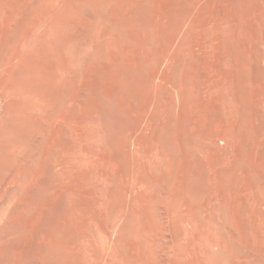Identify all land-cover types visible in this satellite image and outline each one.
<instances>
[{"label":"rangeland","instance_id":"obj_1","mask_svg":"<svg viewBox=\"0 0 264 264\" xmlns=\"http://www.w3.org/2000/svg\"><path fill=\"white\" fill-rule=\"evenodd\" d=\"M53 7L54 9H59L61 11H63L64 9L68 10V11L64 10L63 12L65 13L68 12L67 14L70 13L69 15L71 16L72 15L74 16V14L75 16H79V17H75V16L74 17L76 21L78 20L77 26L79 25L81 26V27L79 26L77 28L78 30L76 29L75 32L68 33L67 38L69 37L68 40H70L71 37V41L75 42L76 50L77 49L79 51L81 50L80 52L76 51V55L78 57L77 63H81L82 65L76 64L75 65L76 69H74L72 73L69 72L70 75L68 74L67 77L65 79H62L61 81L59 79H61V76L63 75L62 74L63 70H65L67 68L66 66H68L67 62L69 58L68 54L66 53L63 54V48L65 44L64 39L66 38L59 35L58 39L55 40L53 39L54 41L52 40L49 41V44L48 42L40 44L36 41V31H34V28H32L34 27V21L42 14L48 12L50 9H53ZM73 9L77 10V12ZM71 10H73L74 13L69 12ZM80 17L81 19L83 17V21L79 19ZM86 20L87 21L89 20L88 21V23L90 22L89 26H87L88 24ZM79 21H81L82 23L80 24ZM101 23L102 25H100ZM90 26H92L93 28L92 31L90 28H88ZM98 26H100L103 29L101 30L100 27L99 29H97ZM85 29H86V33L84 32ZM220 29L223 31H221ZM87 30L90 31L87 32ZM106 30L111 35L108 32H106ZM103 31L104 33H102ZM227 31L228 32L230 31L232 35L229 34ZM76 33H78L77 35L79 37L75 35ZM79 33L82 35H80ZM88 33L89 34L91 33V35H88ZM104 34L106 37L104 36ZM228 35L229 36L231 35L233 39L231 37H228ZM81 36L84 37L82 38L83 40L80 39ZM85 36H87L88 38L86 39ZM98 36H100V38H98ZM107 37L109 38L110 41L108 40ZM92 38H94V41L91 40ZM230 38L231 40H229ZM55 41L57 43H55ZM50 44L54 46L59 45L60 47L57 46L56 49ZM48 45H50L51 47H49ZM90 48L92 49L94 48L93 50L91 49L92 52L90 51ZM86 52L87 53L89 52V54L91 55L89 56L87 54L89 56L88 57L86 55ZM79 53H83V54H79ZM56 54H58V56ZM263 55H264V0H0V95H2L3 98L2 102L4 108L7 110L6 111L4 109V111H6V113L7 112L9 113V115L7 113L8 117L6 119V123L3 126L4 128L1 125L2 128L0 129L1 130L0 131V264H22V263L27 264L28 261H30L28 264H34L35 262L34 260H36V256L38 253L36 250L39 251L40 245L42 244V242H44L43 237L45 236L43 235H45V233L51 232V229L54 231V233L57 232L60 241L64 242L65 245L68 246H70V244L73 245L76 242L80 241L81 238H84L85 229L83 230V228H86L85 227L86 225L88 226V223L91 220L90 216L94 221L96 219H94L93 217L97 218V220L99 219L101 223L100 225L106 228L111 218H113L115 215V213L112 212L113 210L116 209V211L114 212H117L122 208L125 209L128 207L127 210L129 211L128 212L129 215L133 214L134 210L130 209L131 208L129 206L130 202H133L131 200H134L135 197L137 198V196L139 197L141 195H142L141 198L144 199L142 200V202L147 200L149 201L148 204L154 203L153 205L151 204L154 207L149 210L150 211L149 213H146L148 215H151V213L153 212L154 215L152 216L154 217L147 216L145 212L148 211L143 212L146 208L147 210L150 208L147 207V205L146 207L144 206L145 207L144 209L143 208L140 209L142 210L141 212L144 213V215L142 214V216L144 217L147 216L146 219H143L141 213L139 214V218L142 217L143 219L142 223L140 221H138L140 223L135 222L136 219L135 220L132 219L138 217L136 212H134L133 214L134 216H131L130 218L128 215L127 220L130 219L131 220L129 223L127 221L125 222L123 228L124 231H122L123 234H118V233L115 234L119 238L117 247L119 246L118 249H121V251L120 250L118 251L119 252L126 251V253H128V254L124 253L126 254V256L131 255L130 253L132 252L131 249L134 246L133 245L134 242L136 241V239L134 238H132L134 241H132L131 239V233L133 230L132 228L136 227L134 225L139 224L140 227L137 225L139 229L138 231H140L138 235L144 233L143 238L140 235L139 237H141L142 240L148 244L146 246L144 253L148 252L150 255L149 259H146L143 264H177V263L192 264L190 261L194 262L195 264H203V263L204 264H209V263L210 264H253V263L264 264V232H262L264 231L263 230L264 204H262V201L264 200L263 199L264 198L263 197L264 196L263 193L264 165H261V161H262L261 158L262 156L264 157V155H262L264 151V140L261 139V137L264 138L263 137L264 136L263 134L264 132V122H263L264 121V114H263L264 113L263 110L264 56ZM51 56L52 57L54 56V58H52ZM81 60L83 62H81ZM78 66L80 68H78ZM60 69L62 72L60 71ZM59 71L61 72L60 74H58ZM161 74L163 76H161ZM56 76L59 79H57ZM156 77L159 78V83ZM56 79L58 80V84L56 82L57 81ZM66 82H68V84ZM64 84L68 87L64 88L65 87ZM50 86H54V88L53 87L49 88ZM209 87L211 89H209ZM220 87H222L223 89L222 88L221 90L218 89ZM153 88H156V90H153ZM232 88H234L233 91ZM59 91L63 92V94L59 93ZM207 91L209 93L206 94ZM21 93L24 95H20ZM183 93L185 96L183 95ZM203 93H205V95ZM75 94H77L78 97ZM209 94L211 97L209 96ZM224 94L227 95L225 96ZM63 95L66 97H63ZM229 95L231 96L229 97ZM59 96L60 98H58ZM55 97L57 98L55 99ZM69 97L74 98L76 101V102L74 101V105L71 106V109L69 110L71 111L69 117L75 119V121L78 123L77 127L79 126L78 130H80V132L82 130L81 133L79 132L80 134L78 137V149L80 152L79 153L80 159L90 158V160H94L93 157H95V159L97 157V159L99 160L101 158L102 159L100 163L97 159L96 161H91L94 162L91 163L92 165H94V167L91 166V164L81 165L84 166L83 169L80 167L81 168L80 170L83 172H85L84 171L85 169L87 170L90 167L91 168L93 167L92 169H94L95 167L96 168L94 169V171H92V169L90 168L89 170H87L86 173L80 171L78 172L77 191L73 197L68 199L66 198L67 200L66 199L54 200V198L50 196L47 198L48 194H53L56 191L55 186H53V171L51 170L50 164L47 171L45 172L44 175L45 177L41 176L40 178V181L44 183L43 186H39L38 188L36 187L28 188L26 185L31 179L36 177V174L38 173L37 168L41 164L42 162L41 160H43L42 157H44L47 153H49V151H51L47 148V141L49 140L50 137V135L47 134L50 133L48 131L49 130L48 128L50 127L49 124L52 123L50 122L51 119H54L59 113H61L67 107L66 105H67V100L70 99ZM172 97L174 98L172 99ZM26 98L27 99L34 98L33 100H35L36 98L35 101L31 99L33 103L31 102V104H28L29 105L28 109H30L31 106L33 107L32 104L38 101L42 102L41 100H43L44 105H41L42 103L40 102L39 103L42 109L44 110V113L42 110V113L37 114L35 113V111L33 112L32 107L31 110H28L27 106H25L24 108L23 104L24 103L27 104V100H25ZM223 98L224 101L225 100L227 101L226 102L227 104L226 103L224 104ZM250 98L253 100H251ZM59 99L62 101V102L60 101L61 103L58 102ZM204 100L205 101L207 100L206 102H209L211 105L209 106V103H206ZM106 101L109 102V105L106 104ZM48 102L49 103L54 102V104L51 103L54 106H51ZM202 102L204 105L202 104ZM237 102L239 103V105ZM45 103H47L46 108L48 110V113L45 110L46 108L45 107L43 108V106H45ZM117 103H119V105ZM233 104L235 105L236 109L239 108V110L236 111L239 112L237 114L235 113L234 116L235 118L234 125L228 122L229 107H225V106H231ZM105 105H107L106 106L107 109L105 108ZM111 105L114 108L113 110L111 108L112 107ZM19 106L21 109H19ZM149 106L151 109L149 108ZM260 106L262 109H260ZM22 109H25L23 113H21ZM117 109H119L120 112H117ZM27 110L29 112L32 111L31 113L32 114L35 113V115H32L31 113L26 114V112H28ZM149 110L150 111L152 110L151 113ZM114 112H116L117 114ZM46 113L50 114L51 116L47 115L48 116L47 117L45 115L44 117H41ZM225 113H227V115H225ZM239 113H241L242 115L241 114L239 115ZM37 115L40 116L42 120L45 118V120H43V125L47 124V126L46 127L44 126L43 129L44 131H41L43 125H42V121L41 122L39 121L38 123ZM113 115H116V117ZM256 115H258L260 119ZM29 116H31L32 118H30ZM27 117L29 119H27ZM106 117L109 118L111 117L110 121ZM239 117L240 119L238 120L237 118ZM252 117L256 118L257 120L253 119ZM36 118H37V123L35 121ZM113 118L114 120L116 119L117 121L115 120L114 122V120H112ZM203 118L205 121L203 120ZM23 119L25 120V122L23 121ZM30 120L32 123L34 122L37 124L36 125L33 123L34 126L37 128V130L40 129L39 133H37V135L39 134L40 137L33 136V139H31V137L27 136L26 125L32 124ZM240 120H241V124H240ZM111 121L112 123L114 122L113 125L111 124ZM133 121L135 124L133 123ZM92 122L94 123L93 125L91 124ZM219 123L220 124L222 123L221 126ZM222 125L225 126V128ZM229 125L230 126L232 125L234 127V128L231 127L232 129L230 134L233 133L236 140L234 139L233 135H229L228 137L229 132L227 133V131H229L228 130V127H230ZM136 128L138 131H136ZM219 128H221L220 131ZM87 129L90 130L88 131ZM189 129L191 130V132L189 131ZM46 130L48 132L45 133ZM233 130L235 131L233 132ZM4 131L6 132V134L4 133ZM40 131L45 134H42ZM2 132L4 136L6 135L5 137L1 135ZM134 132L136 133V135L137 133H139L138 136H136ZM94 134H95V138H94ZM172 134L173 136L174 135L175 136L171 138L170 136H172ZM222 134H223V139H222ZM97 137H99V139H97ZM142 137L144 138V140L141 139ZM28 138H30V140ZM177 138L178 139L181 138L180 139L181 142H179ZM254 138H256V141H254L255 140ZM172 139L173 141H171ZM249 139L252 140L249 141ZM259 139L262 141L260 142ZM105 140L107 143L105 142ZM161 140H163L165 143L163 144V141ZM20 141H25V144L23 143L21 145V143H19ZM166 141L169 143L167 144ZM175 141L179 142L178 149L177 147L174 146L175 143L173 144V142ZM193 141L196 142L193 143ZM36 142L39 144L37 145ZM132 143L134 145L137 144L136 146L141 148H137ZM233 143L234 145H231ZM39 145L41 147V150ZM81 145H83L82 146L83 148L81 147ZM193 145L195 148L192 147ZM185 146L187 148H185ZM231 146L232 147L234 146L233 148L235 151ZM255 146L256 147L260 146L263 148L262 149L256 148ZM145 147L148 149H146ZM17 148L20 151L19 150L17 151ZM34 148L35 150L33 151ZM129 148L131 149L129 150ZM143 148L144 150L146 149L148 151L141 150ZM162 148L165 150L163 151ZM180 148L182 150V153L181 151L179 153ZM25 149L26 151H24ZM102 149L105 151H103ZM135 149L137 151L139 150L138 151L139 153L141 150L142 154H139L137 151H134ZM194 149H196V151ZM207 149L209 150L207 151ZM257 149H260L259 150L260 153H257L259 152ZM28 150L32 151V153L35 155L31 154L30 151ZM125 150L130 154L131 152H133L132 153L133 157L129 153H126ZM170 150L172 152H170ZM253 150L256 151L253 153ZM11 151L12 154H15L14 157L10 153ZM143 151L144 153L146 152V154H144ZM152 151L155 152V154H157L156 162L159 157L163 159V157L165 158V156L163 155L170 152L167 155L168 157L166 156L168 159L166 161L168 162L163 161L166 158L162 160L164 163L165 162L168 164L170 163V165L168 164L164 165V163H162L160 158L158 162L160 161L161 165L160 162L159 163L157 162L158 166L153 162L150 163L149 162L150 159L148 158ZM24 152H28V153L27 154L25 153L26 155H24ZM185 152L186 154H184ZM85 153H88L87 154L88 156L84 155ZM101 153L102 155H100ZM159 153L163 154L162 155L163 157L160 156ZM177 153H179V155H181L180 157H182L183 159H181ZM227 153L228 154L230 153L232 156L230 154L228 155ZM252 153L255 155V157L252 155ZM28 154L30 157H28ZM123 154L125 156L122 157ZM127 154H129V158L128 159L125 158V159H127V161L129 162H131L132 160L131 164L130 163L127 164L128 166L130 165V167L125 165L126 163H128L126 162V160H124L125 164L121 162L123 161L124 157H127L126 156ZM176 154L177 156H175ZM143 155L145 156L143 157ZM173 156H175L176 159L173 158ZM230 156L232 159L229 158ZM146 157H147V163H144L143 165L142 161L144 159L145 162ZM136 158L138 160L139 158H141V160H139L140 163L138 162V160H136ZM17 159H19L20 161ZM177 159L179 161H177ZM38 160H40L41 162ZM30 161L33 163L31 164ZM109 161L110 163H113V167L109 163ZM169 161L171 162L175 161V165L174 163H171ZM254 161L256 162V164L257 162L260 164L256 165ZM22 162H24L25 165ZM104 162L109 163V165L108 164L104 165L105 164ZM252 162H254V164ZM29 163L31 164L30 166H28ZM34 163L38 165L36 166V164ZM115 163H118V165ZM97 165L99 169L97 168ZM162 165L168 171V173H166L167 171L164 170V168L163 169L161 168ZM21 166L22 168H20ZM25 166L26 168H24ZM168 166H169V170H168ZM105 167H107V169ZM138 167H139V171H143V172L147 171V173L153 171L148 175H145L143 172L141 173L142 181L144 178L146 179V176L149 179L150 176L152 175V178L149 179L150 182L148 180L145 181V179L144 182L146 183L142 182L143 183L142 184L140 182L141 174L139 173V171H137ZM30 168L31 170L33 169L32 172ZM100 168L104 169V171L100 170ZM108 168L110 172L113 174L110 173L111 174L110 175L109 172L106 171L108 170ZM110 168L115 172H112ZM129 168H131V170ZM132 168L134 169L137 168V169L135 171H132ZM177 168L181 169L180 173ZM24 169H26V171ZM150 169L153 170L149 172ZM17 170H19L21 173H19V171L18 173H16ZM21 170H24V172ZM117 170L119 171V173ZM163 170L164 173H161L163 172ZM254 170H256L255 172L257 174L254 172ZM136 171L138 175L134 174L136 173ZM258 171L260 174L258 173ZM260 171H262L263 174ZM22 172L24 174L27 172L28 174L26 173V175H24L22 174ZM90 172L92 173L89 174ZM100 172L101 173L104 172V174L102 173L103 175L101 176ZM225 172L228 173L226 174ZM31 173H33L34 177L32 176ZM106 173H108L109 176H105ZM114 173L116 174V176L114 175ZM120 173H123L124 175L126 174L127 176H129L130 174L129 177L131 178L128 177V181H126L127 179L123 177V174L121 176ZM153 173L155 174V176ZM156 173H158L159 175ZM85 174H89V175L86 176ZM96 175L99 177L105 176V178H102L104 179V181H102V179L99 177H98L99 178L98 181L96 179L97 177L95 178ZM135 175L138 178H135L136 177ZM246 175L248 176L246 177ZM27 176H29V178ZM86 177L87 178L90 177V178L87 179ZM106 177L108 179L109 177H111L112 182H110L111 180L108 181ZM181 177L183 178L181 179ZM255 177L256 180L254 179ZM22 178L24 179L22 180ZM91 178L93 179L91 180ZM249 178L250 179L252 178V180H250ZM12 179L13 182H11ZM95 179L97 182L95 181ZM167 179L170 181V183L169 181L168 182L166 181ZM123 180L127 183L129 182L131 187L128 184H123ZM129 180L131 182L133 181L134 183L133 182L130 183ZM91 181L96 185L98 184V182H100L101 186L98 185L91 186L92 184ZM87 182H89L88 186L86 185ZM106 182H110L113 185L112 184L110 185V183H106ZM172 182L175 184V186H177L178 190H176V187L173 186L174 184H172ZM183 182L185 183V187H183L184 186ZM250 182L251 184H249ZM147 183H149V185ZM244 183H245V187H244ZM80 184L81 187L79 186ZM133 184L134 186H132ZM103 185L105 186L107 185V187L108 186L110 187H108L109 189L105 188L104 190L102 187ZM144 185H146L147 187ZM121 186L123 187V189L121 188ZM167 186L170 187L171 191L169 188H164ZM189 186H191L192 188ZM98 187L99 189H96ZM131 188L135 189L136 192L134 190L132 193ZM100 189L101 190L103 189L102 194L100 192L101 191ZM121 190H125L123 196L128 194L126 195L128 196L127 198L126 196L124 197L126 199L125 201L122 200L124 199L123 197L120 198V196H122L121 193H123V191L120 193V196H118L119 194L118 191ZM235 190H238V192ZM103 191H106L107 193ZM167 191L169 192L167 193ZM128 192H130V194ZM149 192L152 193L150 196L154 194L152 197L154 196L156 197V198L154 197L156 202L157 201L159 202V197L160 199H163V197L165 199V195L168 198L166 199L169 200L170 202L165 200L167 202H165L166 204H164L162 203L163 200H161L159 203L158 202L156 203L154 202L155 200L153 198H150V196H148L150 199L147 198V195L150 194ZM245 193L247 195H244ZM99 194L102 195V198L103 197L105 198L103 199L100 198ZM131 194L132 195L135 194V195L131 197ZM170 194L172 196V199L171 197H168L170 196ZM172 194L175 195L173 196ZM254 194L256 196L255 198H254ZM210 196H212V198ZM222 196H224V198ZM182 199L184 202L180 201ZM247 200L248 203L246 202ZM98 201H101L99 202L100 205H98L99 204ZM242 201L244 202L242 203ZM120 202H122L123 204L121 203L122 204L121 205ZM168 202L169 204L171 202L172 204H174L173 206L171 204V207H169L172 211L171 210L168 211L169 210ZM176 202L179 205L176 204ZM237 202H241V203L238 204ZM161 203L163 205H161ZM194 203L195 205L193 206ZM95 204H96V208L98 207L97 209L94 208ZM124 204L126 205L124 206ZM156 204H159V206ZM183 204L188 209L191 206L194 207V209H192L194 212V216L189 217V215L182 212L181 207L183 206ZM177 205L178 207H176ZM259 205L262 206L260 207ZM206 206L210 208H207ZM216 206L219 207L214 208ZM71 207H74L75 209L72 208L74 210L80 209L79 213H77L78 211H76L75 214L74 213L75 211L72 210ZM105 207L106 210H108L107 213L104 212ZM165 208L167 209L165 210ZM176 208H178V210ZM205 208L207 209L205 210ZM173 210H175V213H173ZM69 211L70 212L74 211V212L69 213ZM68 213L72 214V216L71 215L69 216ZM82 213L85 214V217ZM135 213H136V217H135ZM73 214H75L76 219L77 217L79 219L81 217V219L76 220ZM103 214L105 215L106 219L101 218V216L104 217ZM208 214H210V217ZM186 215L189 219L186 218ZM41 216H43L44 219ZM98 217H100L101 219ZM150 217L152 219H150ZM72 218L76 220V223L74 222V219L72 220ZM148 218L151 221L154 218L152 222L154 223V225L151 224L152 225L151 227L150 225L148 226L151 229L147 228L146 225V223L148 224V222H146ZM82 219H84L85 221H83ZM92 220L90 223H92ZM132 220H134L135 223L132 222ZM139 220H141V218ZM150 220L149 222H151ZM254 220L256 223L254 222ZM69 221H71V223ZM209 222L212 227L209 225ZM36 223L38 224V227ZM46 223H48V225ZM143 223L145 224L143 225ZM161 223H163L164 225ZM77 224H79L80 226L79 225L77 226ZM130 224L133 225L134 227L131 226ZM141 224L143 225L144 232L141 231L142 229ZM185 224L187 225L185 226ZM46 225L47 228H45ZM78 227H80L81 229H79ZM28 228L30 229L32 228L33 231ZM146 228H147V232H145ZM203 229L204 230L206 229V231L204 232ZM212 230L213 232L218 231L219 233H221V236H219L220 235L219 233H216L218 235V238L220 237L219 243L217 242L218 245L216 243L213 245L206 243L204 239L200 238L201 233H206V232L213 233L211 232ZM133 231L135 234L134 237H136L137 235L136 232L138 231L137 229ZM38 233H40V235ZM94 234H96L97 236L98 230H95ZM30 236L35 237V240L32 241L31 239L34 238ZM132 237H133V233H132ZM128 241H130L131 243H129ZM21 244L24 247V249L26 248L25 251L24 249H22L23 247L21 248ZM25 244L27 247L25 246ZM35 245L36 247L37 246L38 247L36 248ZM123 245L127 247L128 251L127 249H125ZM188 245L192 246L193 248ZM123 248L125 251L123 250ZM23 251L25 252V254ZM21 254L22 256L20 257L19 255ZM29 254H31V256ZM16 255H18V257ZM206 255L207 257L210 255H214V261L213 260L209 261L208 260L209 257L207 259ZM128 257L129 256L126 257L127 260L131 264H134L135 259L132 258L133 253L129 258ZM205 257L206 260L204 259ZM24 259H26L25 262ZM14 260L17 263H14Z\"/></svg>","mask_w":264,"mask_h":264},{"label":"bare ground","instance_id":"obj_2","mask_svg":"<svg viewBox=\"0 0 264 264\" xmlns=\"http://www.w3.org/2000/svg\"><path fill=\"white\" fill-rule=\"evenodd\" d=\"M197 2H199V1H197ZM196 2V3H197ZM64 3V2H63ZM195 3V4H196ZM197 7V6H196ZM195 8V7H194ZM199 8V7H198ZM197 8V9H198ZM65 10V9H64ZM63 10V11H64ZM73 10H75V9H73ZM73 10H71V11H69V12H73ZM63 11H61V10H59V9H54V7H53V9H50L48 12H46V13H44V14H42L40 17H38L35 21H34V27H32V28H34V31H36V41L38 42V43H40V44H43V43H45V42H48V44H49V41H54L55 39H58V36L60 35V36H63L64 38H66V39H64L65 40V44H64V48H63V54L64 53H66V54H68L69 55V58H68V66H66V67H64V68H66L65 70H63V72L61 71V69H60V71L62 72V76H61V79H59V78H57V76H59V75H57L56 76V78L57 79H59L60 81L62 80V79H65L66 77H67V75L69 74V72L70 73H72L73 71H74V69H76L75 67V65L76 64H81V63H77L78 62V57H77V55H76V51H79L78 49L76 50V45H75V42H73V41H71V37H70V40H68V38H67V34L68 33H73V32H75L76 31V29L80 26L79 24V26H77V21H76V19H75V17H79V16H75V14H74V16L72 15H69V14H67V13H65V12H63ZM65 11H68V10H65ZM76 12H77V10H75ZM81 12V11H80ZM74 13V12H73ZM79 14V13H78ZM35 18V17H34ZM80 20H82L83 21V17H82V19H81V17L79 18ZM189 20V19H188ZM89 21V20H88ZM88 21L86 20V22H87V26H89L90 24V22L88 23ZM80 22V24L82 23L81 21H79ZM188 22V21H187ZM192 22V21H191ZM181 23V22H180ZM230 23V22H229ZM100 25H102V23L100 24ZM83 26V25H82ZM87 26H86V28H87ZM223 26V25H222ZM81 27V26H80ZM84 27V26H83ZM99 27L100 26H98L97 27V29H99ZM220 27H221V25H220ZM88 28H90L91 29V31H92V26H90V27H88ZM101 28V27H100ZM81 29V28H80ZM79 29V30H80ZM103 28H101V30H102ZM78 30V29H77ZM95 30V29H94ZM101 30H100V32H101ZM221 30V29H220ZM90 31V30H89ZM88 30H87V32H89ZM221 31H223V30H221ZM225 31H226V29H225ZM224 31V32H225ZM233 31V30H232ZM85 33H86V29H85V31H84ZM95 32V31H94ZM96 32H97V30H96ZM99 32V33H100ZM106 32H108L107 30H106ZM228 32V31H227ZM81 33V32H80ZM79 33V34H80ZM83 33V32H82ZM92 33V32H91ZM91 33L89 34L88 33V35H91ZM102 33H104V31L102 32ZM109 33V32H108ZM216 33H217V30H216ZM221 33V32H220ZM229 34H231L230 33V31L228 32ZM227 33V34H228ZM233 33V32H232ZM78 33H76L75 35H77ZM95 34V33H94ZM98 34V33H97ZM110 34V33H109ZM108 34V35H109ZM72 35V34H71ZM80 35H82V34H80ZM85 35V34H84ZM87 35V36H88ZM103 35V34H102ZM111 35V34H110ZM213 35V34H212ZM218 35H219V33H218ZM232 35V34H231ZM231 35L229 36L228 35V37H231ZM87 36H85L86 37V39L88 38ZM104 36H105V34H104ZM103 36V37H104ZM226 36V35H225ZM62 37V38H63ZM77 37H79L78 35H77ZM76 37V38H77ZM102 37V36H101ZM106 37V36H105ZM177 37V36H176ZM218 37V36H217ZM221 37V36H220ZM227 37V36H226ZM62 38H61V40H62ZM82 38H84V37H82L81 36V38L80 39H82ZM95 38V37H94ZM94 38H92L91 40L92 41H94ZM98 38H100V36H98ZM108 38V37H107ZM111 38H112V36H111ZM232 39H233V37H231ZM231 38L229 39V40H231ZM261 38V37H260ZM54 39V40H53ZM86 39H85V41H86ZM106 39V38H105ZM104 39V40H105ZM177 39V38H176ZM222 39H223V37H222ZM221 39V40H222ZM225 39V38H224ZM74 40V39H73ZM83 40V39H82ZM81 40V41H82ZM98 40V39H97ZM107 40V39H106ZM108 40H109V38H108ZM107 40V41H108ZM246 40V39H245ZM57 41V40H56ZM55 41V43H57ZM88 41V40H87ZM103 41V40H102ZM110 41V40H109ZM255 41V40H254ZM98 42V41H97ZM242 42V41H241ZM94 43V42H93ZM87 44V43H86ZM89 44V43H88ZM50 45H52V44H50ZM50 45H48L49 47H51ZM79 45V44H78ZM237 45V44H236ZM241 45V44H240ZM54 48H56L57 49V46H59V45H52ZM88 46V45H87ZM228 46V45H227ZM242 46V45H241ZM60 47V46H59ZM90 47V46H89ZM92 47H93V45H92ZM79 48V47H78ZM240 48V47H239ZM46 49H47V47H46ZM53 49V48H52ZM51 49V50H52ZM61 49V48H60ZM80 49H81V47H80ZM84 49V48H83ZM83 49H82V51H83ZM86 49V48H85ZM88 49V48H87ZM92 48H90V51L92 52V50L94 49H92ZM254 49V48H253ZM45 50V49H44ZM43 50V51H44ZM49 50V49H48ZM54 50V49H53ZM47 51V50H46ZM61 51V50H60ZM65 51V52H64ZM81 51V50H80ZM79 51V52H80ZM85 51V50H84ZM239 51V50H238ZM253 52V51H252ZM38 53V52H37ZM55 53V52H54ZM61 53V52H60ZM53 54V53H52ZM62 54V55H63ZM79 54H83V53H79ZM91 55V54H89V52L87 53L86 52V55ZM260 54H262V53H260ZM42 55H43V53H42ZM57 56H58V54H56ZM61 55V54H60ZM87 55V56H88ZM240 55V54H239ZM44 56H45V54H44ZM82 56H84V55H82ZM88 56V57H89ZM170 56V55H169ZM264 56V55H263ZM52 57V56H51ZM60 57V56H59ZM64 57V56H63ZM238 57V56H237ZM250 57V56H249ZM43 58V57H42ZM52 58H54V56L52 57ZM83 58V57H82ZM252 58V57H251ZM46 59H47V57H46ZM66 59V58H65ZM86 59V58H85ZM173 59V58H172ZM230 59V58H229ZM238 59V58H237ZM63 60H64V58H63ZM67 60V59H66ZM223 60V59H222ZM261 60V59H260ZM86 61V60H85ZM169 61V60H168ZM225 61V60H224ZM64 62H65V60H64ZM81 62H83L82 60H81ZM233 62V61H232ZM66 63V64H67ZM10 64V63H9ZM65 64V63H64ZM229 64V63H228ZM253 64V63H252ZM260 64V63H259ZM82 65V64H81ZM166 67V66H165ZM169 67V66H168ZM167 67V68H168ZM230 67V66H229ZM62 68V67H61ZM78 68H80L79 66H78ZM232 69V68H231ZM250 69V68H249ZM230 70V69H229ZM59 71V73L58 74H60L61 72ZM79 71V70H78ZM160 72H162V71H160ZM240 72V71H239ZM75 73H76V71H75ZM233 73V72H232ZM159 74V73H158ZM70 75V74H69ZM233 75V74H232ZM160 76V75H159ZM161 76H163L162 74H161ZM225 77V76H224ZM69 78V77H68ZM73 78H74V76H73ZM77 78V77H76ZM157 78V77H156ZM264 78V77H263ZM56 79V80H57ZM158 79V83H159V78H157ZM74 80H75V78H74ZM251 80V79H250ZM55 81V80H54ZM68 81V80H67ZM237 81V80H236ZM57 82V84H58V80L56 81ZM63 82V81H62ZM248 82V81H247ZM54 83V82H53ZM67 84H68V82H66ZM63 84V83H62ZM231 84V83H230ZM250 84V83H249ZM56 85V84H55ZM65 85V84H64ZM236 85V84H235ZM59 86H60V83H59ZM231 86V85H230ZM51 87H53L54 88V86H50L49 88H51ZM66 87H68V86H66L65 85V87L64 88H66ZM150 87V86H149ZM155 87V86H154ZM202 87H204V86H202ZM214 87V86H213ZM257 87V86H256ZM78 88V87H77ZM221 88L222 87H220V88H218V89H220L221 90ZM17 89V88H16ZM174 89V88H173ZM202 89H205V88H202ZM209 89H211L210 87H209ZM223 89V88H222ZM233 89L234 88H232V91H233ZM237 89V88H236ZM256 89V88H255ZM260 89V88H259ZM62 90V89H61ZM76 90V89H75ZM153 90H156V88H153ZM161 90V89H160ZM175 90V89H174ZM208 90V89H207ZM213 90V89H212ZM242 90V89H241ZM12 91V90H11ZM16 91V90H15ZM54 91H55V89H54ZM81 91V90H80ZM179 91V90H178ZM177 91V92H178ZM182 91V90H181ZM230 91V90H229ZM228 91V92H229ZM262 91V90H261ZM10 92V91H9ZM63 92H64V90H63ZM63 92H61V91H59V93H62L63 94ZM82 92V91H81ZM151 92V91H150ZM205 92V91H204ZM209 92H210V90H209ZM208 91L206 92V94L207 93H209ZM235 92V91H234ZM248 92H249V90H248ZM14 93V92H13ZM73 93V92H72ZM75 93V92H74ZM78 93V92H77ZM153 93V92H152ZM213 93V92H212ZM215 93V92H214ZM223 93H225V92H223ZM243 93V92H242ZM18 94V93H17ZM16 94V95H17ZM56 94V93H55ZM65 94V93H64ZM70 94V93H69ZM68 94V95H69ZM173 94V93H172ZM204 95H205V93H203ZM202 94V95H203ZM234 94H236V93H234ZM256 94H258V93H256ZM255 94V95H256ZM20 95H24V94H20ZM57 95H59V94H57ZM76 96H77V94H75ZM82 95V94H81ZM158 95V94H157ZM182 95V94H181ZM183 95H184V93H183ZM182 95V96H183ZM201 95V96H202ZM221 95V94H220ZM225 95V94H224ZM223 95V96H224ZM227 95V94H226ZM225 95V96H226ZM250 95V94H249ZM18 96V95H17ZM73 96V95H72ZM154 96H156V95H154ZM185 96V95H184ZM209 96H210V94H209ZM231 95H229V97H230ZM26 97V96H25ZM62 97V96H61ZM63 97H66V96H64L63 95ZM78 97V96H77ZM82 97V96H81ZM204 97H206V96H204ZM211 97V96H210ZM217 97V96H216ZM255 97V96H254ZM36 98H37V95H36ZM36 98H35V100H36ZM57 97H55V99H56ZM58 98H60V96L58 97ZM70 98V97H69ZM174 97H172V99H173ZM208 98V97H207ZM221 98H222V96H221ZM32 99V98H31ZM31 99H25V100H27V104H23L24 105V108H25V106H27V109H28V104H31ZM34 99V98H33ZM32 99V100H33ZM42 99V98H41ZM40 99V100H41ZM77 99V98H76ZM122 99V98H121ZM152 99V98H151ZM167 99V98H166ZM178 99V98H177ZM211 99V98H210ZM226 99V98H225ZM236 99H237V97H236ZM251 99V98H250ZM24 100V101H25ZM29 100V101H28ZM35 100H33V101H35ZM63 100H65V99H63ZM84 100V99H83ZM156 100V99H155ZM158 100V99H157ZM200 100H201V98H200ZM212 100H213V98H212ZM211 100V101H212ZM220 100H222V99H220ZM251 100H253V99H251ZM3 98H2V95H0V129L4 126V124L6 123V119H7V117H8V115H9V113H8V115H7V113H6V109L4 108V105H3ZM42 102H40V101H38V102H36V103H34V104H32L33 105V107H32V109H33V112L35 111V113H37V114H39V113H42V107H41V105H44L43 104V100H41ZM61 100L59 99V101L58 102H60ZM74 101H75V99L74 98H70L69 100H67V107L61 112V113H59L54 119H51V121L50 122H52L51 124H49V132L50 133H47L48 135H50V137H49V140L47 141V148L49 149V150H51V151H49V153H47L44 157H42L43 158V160H38V161H40L41 162V164L38 166V173L36 174V177H34L33 176V173H31L32 174V176L34 177H32L33 179H31L30 181H29V179H28V183H27V187L28 188H38L39 186H43V184L44 183H42L41 181H40V178H41V176H44L45 175V172L47 171V169H48V167H49V164L51 165V170L53 171V186H55V188H56V191L53 193V194H48V196H47V198L50 196V197H53L54 198V200H56V199H63V200H65L66 198L68 199V198H71V197H73L74 195H75V193H76V191H77V185H78V172L80 171V172H83V171H81L80 169L82 168L83 169V167L84 166H81V165H90L91 163H94V162H91V161H96V159H97V157H96V159H95V157H93V159L94 160H90V158L88 159V158H83V159H80V152H79V149H78V137H79V134L82 132V130H81V132H80V130H78L79 128V126L77 127V125H78V123L75 121V119H73V118H71V117H69V114H70V112L71 111H69L70 109H71V106H73L74 105ZM147 101H149V100H147ZM146 101V102H147ZM205 101V100H204ZM207 101V100H206ZM205 101V102H206ZM264 101V100H263ZM22 102V101H21ZM42 103L41 105H40V103ZM62 102V101H61ZM60 102V103H61ZM76 102V101H75ZM153 102V101H152ZM157 102V101H156ZM155 102V103H156ZM201 102V101H200ZM213 102V101H212ZM220 102V101H219ZM223 102H224V104L227 102L226 100L224 101V98H223ZM232 102H234V101H232ZM33 103V102H32ZM49 103V102H48ZM51 103H53L54 104V102H50L49 104L51 105V106H54V105H52ZM78 103H79V101H78ZM104 103H105V101H104ZM104 103H102V104H104ZM168 103V102H167ZM206 103H209V102H206ZM231 103V102H230ZM238 103V102H237ZM263 103V102H262ZM46 104L47 103H45V106H43V108L45 107L46 108ZM59 104V103H58ZM62 104H64V103H62ZM106 104L107 105H109V102H107L106 101ZM118 105H119V103H117ZM199 104V103H198ZM202 104H203V102H202ZM227 104V103H226ZM236 104V103H235ZM76 105V104H75ZM107 105H105V108L107 109ZM122 105V104H121ZM150 105V104H149ZM162 105V104H161ZM165 105V104H164ZM200 105V104H199ZM204 105V104H203ZM208 105V104H207ZM211 104L209 103V106H210ZM238 105H239V103H238ZM263 105V104H262ZM61 106V105H60ZM104 106V105H103ZM112 106V105H111ZM151 106H153V105H151ZM31 107H30V109H28V110H31ZM124 107V106H123ZM156 107V106H155ZM169 107V106H168ZM205 107V106H204ZM221 107V106H220ZM225 107H229L228 109V111H229V113H228V115H229V118H228V122L230 123V124H233L234 125V123H235V118H234V116H235V113L237 114L238 112H236L237 110H239V108L238 109H236V107H235V105L233 104V105H231V106H225ZM238 107V106H237ZM263 107V106H262ZM102 108V107H101ZM104 108V107H103ZM110 108V107H109ZM112 108V110L114 109L113 108V106L111 107ZM120 108H121V106H120ZM145 108H146V106H145ZM149 108H150V106H149ZM157 108V107H156ZM184 108V107H183ZM197 108V107H196ZM217 108V107H216ZM4 109L6 110V111H4ZM19 109H21L20 108V106H19ZM50 109H51V107H50ZM54 109H56V108H54ZM99 109H100V107H99ZM125 109V108H124ZM151 109V108H150ZM153 109V108H152ZM174 109V108H173ZM212 109V108H211ZM260 109H262L261 108V106H260ZM25 109H22V112L21 113H23V111H24ZM27 110V111H28ZM46 110V112L48 113V110H47V108L45 109ZM102 110V109H101ZM177 110V109H176ZM220 110V109H219ZM224 110V109H223ZM263 110H264V107H263ZM52 111H53V109H52ZM122 111V110H121ZM147 111H148V109H147ZM150 111V110H149ZM152 111V110H151ZM151 111H150V113H151ZM163 111V110H162ZM189 111V110H188ZM198 111V110H197ZM196 111V112H197ZM205 111V110H204ZM210 111V110H209ZM225 111H227V110H225ZM32 112V111H31ZM31 112H26V114H29V113H31ZM102 112V111H101ZM117 112H120V110L119 109H117ZM142 112H143V110H142ZM178 112V111H177ZM194 112V111H193ZM35 113L34 114H32V115H35ZM43 113H44V110H43ZM42 114L43 116H41V117H44L45 115L47 116H49L50 114ZM57 113V112H56ZM74 113V112H73ZM72 113V114H73ZM108 113V112H107ZM113 113V112H112ZM114 113H116V112H114ZM121 113H123V112H121ZM120 113V114H121ZM127 113V112H126ZM147 113V112H146ZM153 113V112H152ZM200 113V112H199ZM223 113V112H222ZM30 114V115H31ZM117 114V113H116ZM154 114V113H153ZM169 114V113H168ZM172 114V113H171ZM177 114V113H176ZM198 114V113H197ZM207 114V113H206ZM205 114V115H206ZM241 113H239V115H240ZM254 114V113H253ZM261 114V113H260ZM264 114V113H263ZM124 115V114H123ZM142 115V114H141ZM155 115V114H154ZM178 115H181V114H178ZM189 115V114H188ZM208 115V114H207ZM223 115V114H222ZM225 115H227V113H225ZM242 115V114H241ZM251 115V114H250ZM259 115V114H258ZM258 115H256V116H258ZM26 116V115H25ZM38 116V115H37ZM47 116V117H48ZM51 116V115H50ZM76 116V115H75ZM105 116V115H104ZM108 116V115H107ZM109 116H111V115H109ZM113 116H115L116 117V115H113ZM168 116V115H167ZM175 116V115H174ZM197 116V115H196ZM203 116H204V114H203ZM260 116V115H259ZM258 116V117H259ZM30 118H32L31 116H29ZM78 117V116H77ZM137 117V116H136ZM135 117V118H136ZM142 117V116H141ZM151 117V116H150ZM164 117V116H163ZM242 117V116H241ZM244 117V116H243ZM251 117V116H250ZM257 117V118H258ZM74 118H76V117H74ZM106 118H108L109 119V121H110V119H111V117L109 118V117H106ZM147 118H148V116H147ZM147 118H145V119H147ZM198 118V117H197ZM204 118H205V116H204ZM204 118H203V120H204ZM245 118V117H244ZM253 118V117H252ZM25 119H26V117H25ZM27 119H29L28 117H27ZM41 118H40V116H38V123H39V121L41 122L42 121V125H43V120H45V118L42 120H40ZM84 119V118H83ZM152 119V118H151ZM196 119V118H195ZM194 119V120H195ZM207 119V118H206ZM238 120L240 119V117L239 118H237ZM243 119V118H242ZM253 119H256V118H253ZM259 119H260V117H259ZM49 120V119H48ZM77 120V119H76ZM79 120V119H78ZM89 120V119H88ZM112 120H114V118L112 119ZM116 120V119H115ZM115 120H114V122H115ZM139 120V119H138ZM141 120H143V119H141ZM220 120V119H219ZM222 120H224V119H222ZM246 120V119H245ZM244 120V121H245ZM250 120V119H249ZM257 120V119H256ZM23 121L25 122V120L23 119ZM36 123H37V118H36ZM85 121V120H84ZM108 121V120H107ZM117 121V120H116ZM135 121V120H134ZM134 121H133V123H134ZM155 121V120H154ZM199 121V120H198ZM205 121V120H204ZM203 121V122H204ZM233 121V122H232ZM29 122V121H28ZM30 122H31V120H30ZM87 122V121H86ZM90 122H91V120H90ZM113 122V123H114ZM142 122V121H141ZM145 122H146V120H145ZM145 122H144V124H145ZM158 122H160V121H158ZM162 122H163V120H162ZM166 122V121H165ZM190 122V121H189ZM261 122H262V119H261ZM264 122V121H263ZM32 123V122H31ZM34 123V122H33ZM27 124L26 125V134H27V136L28 137H31V139H33V136L35 137V136H39V134L37 135V133H39V130H37V128L34 126V124H36V123H34V124ZM113 123H112V121H111V124L113 125ZM132 123V124H133ZM140 123V122H139ZM176 123V122H175ZM187 123V122H186ZM209 123V122H208ZM214 123V122H213ZM226 123V122H225ZM44 124H45V122H44ZM92 125L94 124L93 122L91 123ZM135 124V123H134ZM133 124V125H134ZM142 124V123H141ZM149 124V123H148ZM147 124V125H148ZM178 124V123H177ZM212 124V123H211ZM220 124V123H219ZM222 124V123H221ZM221 124H220V126H221ZM238 124H239V121H238ZM240 124H241V120H240ZM243 124V123H242ZM254 124V123H253ZM263 124V123H262ZM1 125H2V127H1ZM37 125V124H36ZM157 125V124H156ZM193 125V124H192ZM195 125V124H194ZM207 125V124H206ZM224 125V124H223ZM222 125V126H223ZM236 125H237V123H236ZM44 126L46 127L47 126V124L46 125H43V127H42V129H41V131H44L43 129H44ZM150 126V125H149ZM176 126V125H175ZM179 126V125H178ZM210 126V125H209ZM230 126V125H229ZM41 127V126H40ZM85 127H86V125H85ZM84 127V128H85ZM91 127H93V126H91ZM145 127V126H144ZM148 127V126H147ZM193 127V126H192ZM191 127V128H192ZM216 127H218V126H216ZM224 128H225V126H223ZM228 127V126H227ZM234 128L232 125L230 126V127H228V130L229 131H227V133H228V137H229V135H233V133H231L230 134V132H231V129L232 128ZM4 128V127H3ZM90 128V127H89ZM134 128H135V126H134ZM142 128V127H141ZM165 128V127H164ZM163 128V129H164ZM172 128V127H171ZM175 128V127H174ZM179 128V127H178ZM235 128H237V127H235ZM262 128H263V126H262ZM46 129V128H45ZM93 129V128H92ZM91 129V130H92ZM132 129H133V126H132ZM143 129V128H142ZM149 129V128H148ZM150 129H151V127H150ZM177 129V128H176ZM197 129V128H196ZM220 129L221 128H219V131H220ZM227 129V128H226ZM225 129V130H226ZM2 130H4V129H2ZM45 131V133L46 132H48V131ZM88 131L90 130V129H87ZM206 130H208V129H206ZM212 130V129H211ZM223 130V129H222ZM238 130V129H237ZM1 131V130H0ZM40 131V132H41ZM100 131V130H99ZM136 131H138L137 130V128H136ZM161 131V130H160ZM167 131H169V130H167ZM171 131V130H170ZM173 131V130H172ZM189 131L191 132V130L189 129ZM215 131V130H214ZM235 130H233V132H234ZM80 132V133H79ZM153 132H154V130H153ZM164 132V131H163ZM187 132V131H186ZM203 132V131H202ZM237 132V131H236ZM259 132V131H258ZM4 133L6 134V132L4 131ZM42 133V132H41ZM45 133H42V134H45ZM96 133H97V131H96ZM129 133H131V132H129ZM135 133V132H134ZM145 133V132H144ZM157 133V132H156ZM159 133V132H158ZM254 133H255V131H254ZM262 133V132H261ZM47 134H46V136H47ZM99 134H102V133H99ZM105 134V133H104ZM133 134V133H132ZM138 134L139 133H137V135H136V133H135V135L136 136H138ZM171 134V133H170ZM202 134V133H201ZM200 134V135H201ZM213 134V133H212ZM224 134H225V131H224ZM258 134V133H257ZM263 134H264V132H263ZM1 135H3L4 136V134H3V132L1 133ZM97 135V134H96ZM129 135H131V134H129ZM140 135H142V134H140ZM148 135V134H147ZM164 135V134H163ZM260 135V134H259ZM6 136V135H5ZM4 136V137H5ZM81 136V135H80ZM98 136V135H97ZM99 136H102V135H99ZM175 136V135H174ZM173 136V134H172V136H170L171 138L172 137H174ZM188 136V135H187ZM195 136V135H194ZM194 136H193V138H194ZM225 136V135H224ZM235 136H236V134H235ZM254 136V135H253ZM258 136V135H257ZM3 137V138H4ZM40 137V136H39ZM126 137V136H125ZM124 137V138H125ZM155 137V136H154ZM185 137V136H184ZM191 137V136H190ZM196 137H197V135H196ZM218 137H219V134H218ZM233 137H234V135H233ZM264 137V136H263ZM45 138H48V137H45ZM45 138H44V140H45ZM94 138H95V134H94ZM102 138V137H101ZM137 138V137H136ZM147 138V137H146ZM165 138V137H164ZM189 138V137H188ZM216 138V137H215ZM226 138V137H225ZM232 138V137H231ZM258 138V137H257ZM25 139H27V138H25ZM29 140H30V138H28ZM39 139V138H38ZM83 139V138H82ZM93 139V138H92ZM97 139H99V137H97ZM127 139H129V138H127ZM141 139H143L144 140V138L142 137ZM178 139V138H177ZM180 139L181 138H179L178 139V141L179 142H181L180 141ZM222 139H223V134H222ZM233 139V138H232ZM231 139V140H232ZM234 139H235V137H234ZM255 140L254 141H256V138H254ZM261 139L262 140H264V138H262L261 137ZM29 140H27V141H29ZM34 140H35V138H34ZM81 140V139H80ZM101 140V139H100ZM104 140V139H103ZM149 140V139H148ZM199 140H200V138H199ZM230 140V141H231ZM236 140V139H235ZM250 140H252V139H249V141ZM258 140V139H257ZM262 140H260L259 139V141L261 142ZM26 141V142H27ZM161 141H163V140H161ZM171 141H173V139L171 140ZM185 141V140H184ZM198 141V140H197ZM223 141V140H222ZM225 141V140H224ZM228 141V140H227ZM33 142V141H32ZM39 142V141H38ZM102 142V141H101ZM105 142H106V140H105ZM129 142V141H128ZM131 142H132V140H131ZM130 142V143H131ZM167 142V141H166ZM179 142H173V144H174V146L175 147H177V149H178V144H179ZM196 142V141H195ZM194 141H193V143H195ZM19 143H21V145L24 143L25 144V141H20ZM35 143V142H34ZM37 143V142H36ZM43 143V142H42ZM82 143H83V141H82ZM107 143V142H106ZM118 143V142H117ZM130 143H128V144H130ZM135 143V142H134ZM144 143V142H143ZM160 143V142H159ZM162 143V142H161ZM165 142L163 141V144H164ZM169 142H167V144H168ZM188 143V142H187ZM230 143V142H229ZM251 143H253V142H251ZM15 144V143H14ZM39 143H37V145H38ZM45 144V143H44ZM119 144H120V142H119ZM133 144V143H132ZM226 144V143H225ZM34 145V144H33ZM32 145V146H33ZM36 145V144H35ZM36 145V146H37ZM107 145V144H106ZM134 145V144H133ZM132 145V146H133ZM137 145V144H136ZM136 145H134V146H136ZM154 145V144H153ZM158 145V144H157ZM195 145V144H194ZM194 145L192 146V147H194ZM196 145H198V144H196ZM203 145V144H202ZM206 145V144H205ZM231 145H234V143L233 144H231ZM236 145V144H235ZM255 145V144H254ZM263 145V144H262ZM261 145V146H262ZM18 146H19V144H18ZM24 146V145H23ZM83 145H81V147H82ZM99 146H101V145H99ZM142 146V145H141ZM144 146V145H143ZM181 146H182V144H181ZM186 146H187V144H186ZM185 146V148H187ZM190 146V145H189ZM230 146V145H229ZM237 146V145H236ZM11 147V146H10ZM35 147V146H34ZM39 147H40V145H39ZM39 147H37V148H39ZM131 147V146H130ZM137 147V146H136ZM146 147H147V145H146ZM145 147V148H146ZM149 147V146H148ZM151 147V146H150ZM159 147V146H158ZM201 147V146H200ZM232 147V146H231ZM234 147V146H233ZM232 147V148H233ZM238 147V146H237ZM256 147V146H255ZM19 148V147H18ZM17 148V151L19 150ZM21 148H22V146H21ZM24 148V147H23ZM36 148V147H35ZM35 148L33 149V151L35 150ZM83 148V147H82ZM124 148V147H123ZM126 148H127V146H126ZM137 148H141V147H137ZM160 148V147H159ZM158 148V149H159ZM163 148H166V147H163ZM162 148V149H163ZM184 148V149H185ZM195 148V147H194ZM253 148V147H252ZM256 148H263V147H256ZM13 149V148H12ZM32 149V148H31ZM100 149V148H99ZM120 149H121V147H120ZM131 148H129V150H130ZM132 149H133V147H132ZM146 149H148V148H146ZM144 150V148L143 149H141V150H144V151H148V150ZM158 149H156V150H158ZM176 149V150H177ZM188 149H189V147H188ZM235 149H236V147H235ZM40 150H41V147H40ZM39 150V151H40ZM43 150H44V148H43ZM103 150V149H102ZM141 150H140V153L135 149L134 151H137L139 154H142L141 153ZM165 149H163V151H164ZM174 150V149H173ZM175 150V151H176ZM186 150V149H185ZM195 151H196V149H194ZM203 150V149H202ZM209 149H207V151H208ZM233 150H234V148H233ZM258 151L260 150V149H257ZM16 151V150H15ZM20 151V150H19ZM24 151H26V149L24 150ZM28 151H30V150H28ZM89 151V150H88ZM103 151H105V150H103ZM126 151V150H125ZM144 151H143V153H144ZM167 151V150H166ZM180 151H181V153H182V150H181V148H180V150H179V153H180ZM189 151V150H188ZM235 151V150H234ZM256 151V150H255ZM254 150H253V153L255 152ZM36 152V151H35ZM38 152V151H37ZM41 152V151H40ZM102 152V151H101ZM124 152V151H123ZM170 152H172L171 150H170ZM170 152H168V153H170ZM187 152V151H186ZM186 152L184 153V154H186ZM191 152H192V150H191ZM211 152V151H210ZM232 152V151H231ZM251 152V151H250ZM11 154H12V151L10 152ZM19 153V152H18ZM28 153V152H24V155H26V154ZM30 153L31 154H33L32 153V151H30ZM43 153V152H42ZM126 153H129V152H127L126 151ZM125 153V154H126ZM132 153L133 152H131V156L133 157V155H132ZM162 153V152H161ZM168 153H166L165 155H163V154H160V156H165V158L163 157V159H165V160H163V159H161L159 156V158L161 159V161L163 160V161H166V160H168L167 159V155H168ZM174 153H176V152H174ZM179 153H177L178 154V156L180 157L181 155H179ZM188 153V152H187ZM190 153V152H189ZM199 153V152H198ZM234 153V152H233ZM252 153V155L255 157V155ZM257 153H260V151L259 152H257ZM22 154H23V151H22ZM39 154V153H38ZM88 153H85L84 155H86V156H88L87 155ZM98 154H99V152H98ZM129 154H127L126 156L127 157H124V159H123V161H121V162H123V164H125L124 163V160H126V162H128V163H126L125 165H127V164H131L132 163V160H131V162H129V161H127V159L129 158ZM134 154H135V152H134ZM137 154V153H136ZM138 154V155H139ZM144 154H146V152L144 153ZM149 154V153H148ZM147 154V155H148ZM172 154V153H171ZM177 154L175 155V156H177ZM216 154V153H215ZM228 154V153H227ZM230 154V153H229ZM228 154V155H229ZM13 155V157L15 156V154H12ZM33 155H35V154H33ZM83 155V156H84ZM96 155V154H95ZM100 155H102V153L100 154ZM100 155H98V156H100ZM170 155V154H169ZM183 155V154H182ZM212 155V154H211ZM231 155V154H230ZM238 155V154H237ZM262 155H264V151H263V153H262ZM104 156V155H103ZM123 156H125L124 154L122 155V157ZM135 156V155H134ZM137 156V155H136ZM145 155H143V157H144ZM167 156V157H166ZM175 156H173V158H175ZM202 156V155H201ZM225 156V155H224ZM232 156V155H231ZM231 156L229 157V158H231ZM252 156V157H253ZM22 157V156H21ZM24 157V156H23ZM26 157V156H25ZM28 157H30L29 156V154H28ZM35 157V156H34ZM85 157V156H84ZM139 157H141V156H139ZM184 157H186V156H184ZM258 157H259V154H258ZM261 157V156H260ZM20 158V157H19ZM100 158V157H99ZM125 158H127V159H125ZM138 158V157H137ZM136 158V160H138ZM156 158H157V154H155V152H151L150 153V156H149V158L148 159H150V163L151 162H153L154 164H156L157 166H158V164H157V162H158V160H160L159 158L157 159V162H156ZM181 159H183L182 157H180ZM190 158V157H189ZM194 158V157H193ZM228 158V159H229ZM35 159V158H34ZM38 159H40V158H38ZM102 159V158H101ZM101 159L99 160V159H97L98 161H99V163L101 162ZM105 159V158H104ZM170 159H172V158H170ZM176 159V158H175ZM174 159V160H175ZM180 159V160H181ZM192 159V158H191ZM224 159V158H223ZM232 159V158H231ZM255 159V158H254ZM262 161H261V165H264V157L262 156ZM17 160H19V159H17ZM26 160V159H25ZM29 160V159H28ZM106 160V159H105ZM139 160H141V158H139ZM138 160V162L140 163V161ZM194 160V159H193ZM16 161V160H15ZM20 161V160H19ZM31 161H34V160H31ZM30 161V162H31ZM97 161V162H98ZM134 161V160H133ZM162 161V163H164ZM177 161H179L178 159H177ZM176 161V162H177ZM222 161V160H221ZM253 161V160H252ZM257 161H258V159H257ZM107 162V161H106ZM160 162V161H159ZM158 162V163H159ZM166 162H168V161H166ZM164 163V165H166V164H168V163ZM169 162H171V161H169ZM223 162V161H222ZM232 162V161H231ZM249 162V161H248ZM255 162V161H254ZM254 162H252L253 164H254ZM23 164H24V162H22ZM33 162H31V164H32ZM105 163V162H104ZM109 163H110V161H109ZM109 163H105L104 165H106V164H108L109 165ZM142 163H143V165H144V163H147V157H146V161L144 162V159H143V161H142ZM149 163V164H150ZM171 163H174V165H175V161H173V162H171ZM182 163V162H181ZM225 163V162H224ZM229 163V162H228ZM235 163V162H234ZM20 164V163H19ZM30 163H29V165L28 166H30L31 165ZM34 164H36V163H34ZM33 164V165H34ZM96 164H98V163H96ZM102 164H103V162H102ZM111 165H112V167H113V163H110ZM115 164H117L118 165V163H115ZM195 164V163H194ZM200 164V163H199ZM245 164V163H244ZM253 164H251V165H253ZM255 164H256V162H255ZM257 164H260V163H258L257 162ZM256 164V165H257ZM25 165V164H24ZM32 165V166H33ZM38 164H36V166H37ZM98 165H100V164H98ZM98 165H97V168H98ZM116 165V166H117ZM132 165H134V164H132ZM142 165V166H143ZM160 165H161V162H160ZM168 165H170V163L168 164ZM172 165V164H171ZM211 165V164H210ZM222 165V164H221ZM225 165V164H224ZM229 165V164H228ZM232 165V164H231ZM251 165H249V166H251ZM15 166V165H14ZM35 166V165H34ZM91 166H93L94 167V165H92L91 164ZM121 166V165H120ZM124 166V165H123ZM128 166V165H127ZM230 166V165H229ZM235 166V165H234ZM81 167V168H80ZM92 167V168H93ZM101 167H102V165H101ZM108 167V166H107ZM107 167H105L106 169H107ZM110 167V166H109ZM128 167H130V165L128 166ZM133 167V166H132ZM135 167H137V166H135ZM140 167V166H139ZM139 167H138V170L137 171H139ZM145 167V166H144ZM160 167V166H159ZM166 167V166H165ZM174 167H176V166H174ZM180 167V166H179ZM223 167V166H222ZM221 167V168H222ZM255 167V166H254ZM253 167V168H254ZM17 168V167H16ZM20 168H22V166L20 167ZM24 168H26V166L24 167ZM28 168V167H27ZM33 168V167H32ZM91 168V167H90ZM89 168V169H90ZM91 168V169H92ZM96 168V167H95ZM94 168V169H95ZM116 168V167H115ZM125 168V167H124ZM162 169L164 168V166L162 165V167H161ZM224 168H225V166H224ZM252 168V167H251ZM260 168V167H259ZM15 169V168H14ZM18 169V168H17ZM29 169V168H28ZM36 169V168H35ZM89 169H87V170H89ZM94 169H92V171H94ZM99 169V168H98ZM111 169V168H110ZM118 169V168H117ZM126 169V168H125ZM128 169V168H127ZM130 170H131V168H129ZM134 168H132V171H135L136 169H134ZM143 169V168H142ZM160 169V168H159ZM178 169V168H177ZM182 169H183V167H182ZM229 169V168H228ZM263 169H264V167H263ZM16 170V169H15ZM20 170V169H19ZM19 170H17V172L16 173H18V171ZM25 171H26V169H24ZM24 170H21V171H23L24 172ZM30 170H31V168H30ZM33 170V169H32ZM32 170H31V172H32ZM87 170L85 169L84 171L85 172H83V173H86L87 172ZM100 170H103L104 171V169H102V168H100ZM108 170H109V168H108ZM108 170H106L107 172H109V174L111 173L110 172V170L108 171ZM112 170V169H111ZM115 170V169H114ZM119 170V169H118ZM117 170V171H118ZM129 170V171H130ZM153 170V169H152ZM151 169L149 170V172L150 171H152ZM154 170H155V168H154ZM164 170H166L165 168H164ZM164 170H163V172H161V173H164ZM168 170H169V166H168ZM174 170V169H173ZM179 170V173H180V170L181 169H178ZM178 170H176V171H178ZM185 170V169H184ZM244 170V169H243ZM258 170V169H257ZM260 170V169H259ZM28 171V170H27ZM49 171V170H48ZM122 171V170H121ZM126 171V170H125ZM129 171H128V173H129ZM137 171H136V173H134V174H136V175H138V173H137ZM157 171V170H156ZM155 171V172H156ZM167 171V170H166ZM183 171V170H182ZM256 170H254V172H255ZM15 172V171H14ZM22 172V174H24ZM36 172V171H35ZM50 172V171H49ZM49 172H47V173H49ZM112 172H115V171H113L112 170ZM127 172V171H126ZM143 171H139V173L141 174ZM146 172V173H145ZM145 172H143L145 175H148V174H150V173H152V172H150V173H147V171H145ZM262 174H263V172L262 171H260ZM19 173H21L20 171H19ZM27 173V172H26ZM26 173L24 174V175H26ZM92 172H90L89 174H91ZM101 173V172H100ZM103 174H104V172H102ZM101 173V176L103 175ZM118 173H119V171H118ZM123 173H124V170H123ZM123 173H120L121 174V176H122V174ZM131 173V172H130ZM166 173H168V171L166 172ZM178 173V174H179ZM190 173V172H189ZM212 173H214V172H212ZM226 173V172H225ZM228 173V172H227ZM226 173V174H227ZM249 173V172H248ZM256 173V172H255ZM258 173H259V171H258ZM28 174V173H27ZM89 174H85L86 176H88ZM94 174V173H93ZM96 174V173H95ZM107 174V175H106ZM105 174V176H109L108 175V173H106ZM111 174H113V173H111ZM110 174V175H111ZM132 174V173H131ZM154 174V173H153ZM156 174H158V173H156ZM159 174H160V171H159ZM158 174V175H159ZM188 174V173H187ZM186 174V175H187ZM257 174V173H256ZM260 174V173H259ZM14 175H16V174H14ZM114 175L116 176V174L114 173ZM119 175V174H118ZM135 175V176H136ZM157 175V176H158ZM162 175V174H161ZM181 175V174H180ZM209 175V174H208ZM220 175V174H219ZM30 176V175H29ZM29 176H27L28 178H29ZM91 176V175H90ZM94 176V175H93ZM99 176H100V174H99ZM99 176H95V178L98 180L99 178H105V176H103V177H99ZM114 176V177H115ZM129 176H130V174H129ZM129 176H127L126 174L124 175L123 174V177H125L126 179V181H128V177ZM135 176H132V177H135ZM154 176H155V174H154ZM218 176V175H217ZM248 175H246V177H247ZM17 177H18V175H17ZM22 177V176H21ZM45 177V176H44ZM92 177V176H91ZM99 177V178H98ZM139 177H140V175H139ZM163 177V176H162ZM199 177H201V176H199ZM198 177V178H199ZM212 177V176H211ZM244 177V176H243ZM262 177V176H261ZM84 178V177H83ZM87 178V177H86ZM90 178V177H89ZM89 178H87V179H89ZM107 178V177H106ZM111 177H109V179L107 178V180L108 181H110V182H112V178L110 179ZM117 178V177H116ZM120 178H122V177H120ZM129 178H131V177H129ZM135 178H138L137 176L135 177ZM152 178V175L150 176V178L149 179H151ZM165 178V177H164ZM163 178V179H164ZM183 177H181V179H182ZM213 178V177H212ZM245 178V177H244ZM260 178V177H259ZM263 178H264V175H263ZM24 178H22V180H23ZM27 179V178H26ZM79 179H80V177H79ZM93 178H91V180H92ZM96 179H95V181H96ZM115 179V178H114ZM114 179H113V182H114ZM145 179V178H144ZM144 179H143V181H142V174H141V183L142 182H144ZM149 179L147 178V176H146V179H145V181L146 180H148L149 181ZM175 179V178H174ZM180 179V178H179ZM250 179V178H249ZM255 180H256V177L254 178ZM15 180V179H14ZM83 180V179H82ZM131 180V179H130ZM129 180V181H130ZM133 180V179H132ZM184 180V179H183ZM192 180V179H191ZM210 180V179H209ZM212 180H214V179H212ZM250 180H252V178L250 179ZM257 180H258V178H257ZM21 181V180H20ZM48 181V180H47ZM85 181V180H84ZM83 181V182H84ZM88 181V180H87ZM99 181V180H98ZM102 181H104V179H102ZM101 181V182H102ZM136 181V180H135ZM147 181V182H148ZM165 181V180H164ZM167 182L169 181L168 179L166 180ZM211 181V180H210ZM218 181V180H217ZM249 181V180H248ZM264 181V180H263ZM262 181V182H263ZM11 182H13V179H12V181ZM10 182V183H11ZM26 182V181H25ZM92 182V181H91ZM97 182V181H96ZM95 182V183H96ZM110 182H106V183H110ZM125 181L123 180V184H128L130 187H131V185L129 184V182L127 183V182H125ZM133 182V181H132ZM131 181H130V183H132ZM150 182V181H149ZM155 182V181H154ZM191 182V181H190ZM212 182V181H211ZM224 182V181H223ZM246 182V181H245ZM258 182V181H257ZM80 183V182H79ZM85 183V182H84ZM104 183V182H103ZM116 183V182H115ZM121 183V182H120ZM134 183V182H133ZM144 183H146V182H144ZM169 183H170V181H169ZM184 183V182H183ZM188 183H189V181H188ZM188 183H187V185H188ZM205 183H206V181H205ZM208 183V182H207ZM214 183H215V181H214ZM217 183V182H216ZM219 183V182H218ZM264 183V182H263ZM17 184V183H16ZM91 184V183H90ZM100 184V182H98V186H101V184ZM112 183H110V185H111ZM136 184V183H135ZM143 184V183H142ZM148 185H149V183H147ZM160 184V183H159ZM172 184H174L173 182H172ZM210 184V183H209ZM249 184H251V182L249 183ZM248 184V185H249ZM15 185V184H14ZM86 185L88 186L89 185V182H87L86 183ZM85 185V186H86ZM92 185H95V186H97L96 184H94L93 182H92V184H91V186ZM109 185V184H108ZM113 185V184H112ZM127 185V186H128ZM137 185V184H136ZM154 185V184H153ZM161 185V184H160ZM177 185V184H176ZM199 185V184H198ZM204 185V184H203ZM202 185V186H203ZM13 186V185H12ZM20 186V185H19ZM80 187H81V184L79 185ZM90 186V187H91ZM132 186H134V184L132 185ZM144 186H146V185H144ZM155 186V185H154ZM157 186H159V185H157ZM156 186V187H157ZM173 186H175V184L173 185ZM172 186V187H173ZM183 186V185H182ZM181 186V187H182ZM219 186V185H218ZM258 186H260V185H258ZM16 187V186H15ZM103 187V189L105 190V188H108V187H110V186H108L107 187V185L105 186V185H103L102 186ZM101 187V188H102ZM112 187V186H111ZM129 187V188H130ZM139 187V186H138ZM147 187V186H146ZM149 187V186H148ZM176 187V190H178V188H177V186H175ZM178 187H179V185H178ZM183 187H185V183H184V186ZM189 187H191V186H189ZM214 187V186H213ZM244 187H245V183H244ZM256 187V186H255ZM24 188V187H23ZM54 188V187H53ZM95 188V187H94ZM121 188L123 189V187L121 186ZM160 188H161V186H160ZM160 188H158V189H160ZM164 188H169L170 189V187H164ZM192 188V187H191ZM203 188V187H202ZM205 188V187H204ZM240 188V187H239ZM248 188V187H247ZM251 188H253V187H251ZM80 189V188H79ZM96 189H99V187L98 188H96ZM102 189V190H103ZM109 189V188H108ZM112 189V188H111ZM120 189V188H119ZM142 189V188H141ZM144 189H145V187H144ZM162 189H163V187H162ZM217 189V188H216ZM226 189V188H225ZM257 189H258V187H257ZM20 190V189H19ZM18 190V191H19ZM101 190V189H100ZM102 190L100 191L101 192V194H102ZM117 190V189H116ZM126 190V189H125ZM125 190H121V191H118L119 192V194H118V192H117V194H118V196H120V193L123 191V193H121L122 194V196H120V198L121 197H125L126 195H128V194H126L125 196H123V194H124V192H125ZM130 190V189H129ZM131 190H132V193H133V191L135 190V189H133V188H131ZM181 190V189H180ZM21 191H22V189H21ZM89 191V190H88ZM108 191V190H107ZM127 191V190H126ZM139 191V190H138ZM170 191H171V189H170ZM175 191V190H174ZM211 191V190H210ZM235 191H237L238 192V190H235ZM251 191V190H250ZM85 192V191H84ZM99 192V193H100ZM103 192H105V193H107L106 191H103ZM110 192V191H109ZM135 192H136V190H135ZM142 192V191H141ZM144 192V191H143ZM169 191H167V193H168ZM214 192V191H213ZM216 192V191H215ZM52 193V192H51ZM79 193H80V191H79ZM129 194H130V192H128ZM150 193V192H149ZM171 193V192H170ZM263 193H264V191H263ZM85 194V193H84ZM89 194V193H88ZM135 194H137V193H135ZM134 194V195H135ZM140 194V193H139ZM152 193H150L149 195H147V198H149L148 196H150ZM164 194V193H163ZM179 194H180V192H179ZM179 194H177V195H179ZM207 194V193H206ZM218 194V193H217ZM242 194V193H241ZM15 195H16V193H15ZM14 195V196H15ZM100 195V194H99ZM134 195H132L131 194V197H133ZM144 195V194H143ZM154 195V194H153ZM152 195V196H153ZM165 195V194H164ZM169 195V194H168ZM167 195V196H168ZM173 195V194H172ZM175 195V194H174ZM173 195V196H174ZM221 195H223V194H221ZM244 195H247L246 193L244 194ZM103 196H105V195H103ZM142 196V195H141ZM141 196H137V198L135 197L134 198V200H131V201H133V202H130V209H132V210H134L133 211V214H134V212H136L137 213V215H138V217L137 218H139V214L141 213V216H142V214L144 215V213H142L141 211L142 210H140L141 208H145L146 207V205H147V207H150L148 210H147V208L143 211V212H145V211H148V212H145V214L146 213H149L150 211V209L151 208H153L154 206H152L151 204H148L149 203V201H147V200H145L144 202H142V200H144V199H142L141 198ZM152 196H150V198H153L154 199V197H152ZM207 196V195H206ZM231 196V195H230ZM238 196V195H237ZM241 196V195H240ZM260 196H263V195H260ZM82 197V196H81ZM85 197V196H84ZM128 196H126V198H127ZM158 197V196H157ZM168 197H171V199H172V196H171V194H170V196H168ZM211 198H212V196H210ZM218 197V196H217ZM223 198H224V196H222ZM234 197H236V196H234ZM239 197V196H238ZM242 197V196H241ZM256 196H255V194H254V198H255ZM264 197V196H263ZM18 198V197H17ZM16 198V199H17ZM53 198H52V200H53ZM83 198V197H82ZM92 198V197H91ZM90 198V199H91ZM100 198H102V195H100ZM103 198H105V197H103ZM102 198V199H103ZM110 198V197H109ZM116 198H118V197H116ZM149 198V199H150ZM156 198V197H155ZM167 197H166V195H165V199H164V197H163V199H160V197H159V202L161 201V200H163V202L162 203H164V204H166L165 202H167V201H169V200H167L166 199ZM188 198V197H187ZM220 198V197H219ZM233 198V197H232ZM261 198V197H260ZM259 198V199H260ZM66 199V200H67ZM85 199V198H84ZM88 199V198H87ZM128 199H130V198H128ZM258 199V198H257ZM264 199V198H263ZM72 200V199H71ZM98 200V199H97ZM118 200V199H117ZM120 200V199H119ZM122 200H126L125 198L124 199H122ZM155 200V199H154ZM165 200H167V201H165ZM185 200H186V198H185ZM215 200V199H214ZM121 201V200H120ZM180 201H183V199L182 200H180ZM194 201V200H193ZM250 201V200H249ZM264 201V200H263ZM262 201V204H264V202ZM99 202H101V201H98V203ZM111 202V201H110ZM110 202H108V203H110ZM150 202H151V200H150ZM154 202H156V200L154 201ZM158 202V201H157ZM156 202V203H157ZM158 202V203H159ZM170 202V201H169ZM169 202H168V204H169ZM184 202V201H183ZM195 202V201H194ZM232 202V201H231ZM244 201H242V203H243ZM247 203H248V200L246 201ZM245 202V203H246ZM72 203V202H71ZM97 203V204H98ZM107 203V204H108ZM119 203V202H118ZM122 202H120V204H121ZM161 203V205H163ZM175 203V202H174ZM182 203V202H181ZM217 203V202H216ZM227 203V202H226ZM238 204L239 203H241V202H237ZM244 203V204H245ZM253 203H254V201H253ZM257 203V202H256ZM123 204V203H122ZM121 204V205H122ZM127 204V203H126ZM126 204H124V206L126 205ZM171 204H172V202L168 205V208L169 207H171ZM176 204H178L177 202H176ZM175 204V205H176ZM235 204V203H234ZM98 205H100V203L98 204ZM120 205V206H121ZM151 205V206H150ZM156 205H158L159 206V204H156ZM174 204H172V206H173ZM179 205V204H178ZM178 205L176 206V207H178ZM195 205V203L193 204V206ZM213 205V204H212ZM242 205V204H241ZM71 206V205H70ZM73 206V205H72ZM105 206V205H104ZM145 206V207H144ZM166 206V205H165ZM193 206H191V207H189V209L183 204V206L181 207L182 208V212H184L185 214H187V215H189V217H192V216H194V212H193V210L192 209H194V207ZM233 206V205H232ZM231 206V207H232ZM260 206V205H259ZM262 206V205H261ZM260 206V207H261ZM111 207V206H110ZM117 207V206H116ZM122 207V206H121ZM167 207V206H166ZM196 207V206H195ZM207 207V206H206ZM217 207H219V206H216V207H214V208H217ZM231 207H229V208H231ZM249 207H251V206H249ZM248 207V208H249ZM72 208H74V207H71V209ZM94 208H96V204H95V207ZM93 208V209H94ZM98 208V207H97ZM96 208V209H97ZM109 208V207H108ZM128 208V207H127ZM127 208H122L121 210H119V211H117V212H114V211H116V209L115 210H113L112 212L113 213H115V215H114V217L113 218H111V220L109 221V223H108V226L106 227V228H104V227H102L100 224V220L98 219L97 220V218H95V217H93L94 219H96L95 221L94 220H92V218H91V216H90V219L92 220V223H90L91 222V220L89 221V223H90V225H89V223H88V226L86 225L85 227L86 228H83V230H84V233H85V235H84V238H81L80 239V241H78V242H76L75 244H70V246H68V245H65L64 244V242H62V241H60V239H59V236H58V234H57V232H55L54 233V231L51 229V232H49V233H45V235H43V236H45V237H43V239H44V242H42V244L40 245V248H39V251L38 250H36L37 252V256H36V260H34L35 262H34V264H131L128 260H127V256H131L132 255V253H133V257L132 258H134L135 259V262H134V264H143L144 263V261L146 260V259H149V257H150V255H149V253L148 252H146V253H144V251H145V249H146V246L148 245L146 242H144L143 240H142V238H143V236H144V233L143 234H139L141 237H139V235H138V233L140 232V231H138L139 229H138V226H139V224H136V225H134V226H136L135 228H132L133 230H136L137 229V231L138 232H136V237H134L135 236V234H134V231L132 230V233H133V237H132V233H131V239L132 238H134V239H136V241L134 242V246L132 247V249L131 248H129V249H131L132 250V252H130L131 253V255H127L126 256V254H128V253H126V251L124 250V248H123V250L125 251V252H119L118 250H120L121 251V249H118L119 248V246L117 247V243H118V241H119V238L115 235V234H123L122 233V231H124L123 230V228H124V224H125V222L127 221L128 223L130 222V220H127L128 219V215H129V211L127 210ZM207 208H210V207H207ZM207 208H205V210L207 209ZM213 208V209H214ZM75 209V208H74ZM74 209H72V210H74ZM77 209V208H76ZM102 209V208H101ZM110 209V208H109ZM112 209H113V207H112ZM129 209V210H130ZM167 208H165V210H166ZM177 210H178V208H176ZM222 209V208H221ZM231 209H233V208H231ZM256 209V208H255ZM71 210V211H72ZM80 210V209H79ZM79 210L77 209V210H74L73 212L76 214V211H78L77 213H79ZM99 210V209H98ZM97 210V211H98ZM104 210V209H103ZM171 209L169 208V210L168 211H170ZM188 210V211H187ZM220 210V209H219ZM229 210V209H228ZM248 210V209H247ZM254 210V209H253ZM260 210V209H259ZM91 211V210H90ZM96 211V212H97ZM100 211V210H99ZM107 211L108 210H106V207H105V210H104V212H106L107 213ZM109 211H111V210H109ZM131 211V210H130ZM154 211V210H153ZM172 211V210H171ZM208 211V210H207ZM245 211V210H244ZM252 211V210H251ZM263 211V210H262ZM73 212H70L69 211V213H73ZM83 212V211H82ZM103 212V213H104ZM132 212V211H131ZM130 212V213H131ZM155 212V211H154ZM178 212V211H177ZM199 212V211H198ZM230 212V211H229ZM253 212V211H252ZM257 212V211H256ZM68 213V214H69ZM86 213V212H85ZM88 213H90V212H88ZM92 213H93V211H92ZM92 213H90V214H92ZM136 213H135V217H136ZM158 213V212H157ZM172 213V212H171ZM173 213H175V210H173ZM206 213V212H205ZM211 213H214V212H211ZM75 214H73L74 215V218L76 219V216H75ZM83 214V213H82ZM87 214V213H86ZM133 214H130L129 215V218L131 217V216H134ZM164 214V213H163ZM197 214V213H196ZM226 214V213H225ZM249 214V213H248ZM251 214V213H250ZM72 216V214H69V216ZM84 215V217H85V214H83ZM82 215V216H83ZM95 215H96V213H95ZM94 215V216H95ZM104 215V214H103ZM107 215V214H106ZM147 216H152V215H154L153 214V212L151 213V215H148V214H146ZM156 215V214H155ZM161 215V214H160ZM170 215V214H169ZM173 215V214H172ZM177 215V214H176ZM175 215V216H176ZM182 215V214H181ZM187 215H186V218L187 219H189L188 217H187ZM206 215V214H205ZM204 215V216H205ZM209 215V217H210V214H208ZM207 215V216H208ZM98 216V215H97ZM108 216V215H107ZM147 216H142L143 217V219H146L147 218ZM183 216H185V215H183ZM250 216V215H249ZM263 216V215H262ZM42 218H43V216H41ZM80 217V216H79ZM142 217H140L141 218V220H139V219H137V218H132V219H136L135 220V222H138V221H140L141 223H142ZM152 217H154V216H152ZM243 217V216H242ZM259 217H261V216H259ZM74 218H72V220L74 219ZM87 218V217H86ZM86 218H84V219H86ZM98 218H100V217H98ZM101 218H105L106 219V217H105V215H104V217H102L101 216ZM100 218V219H101ZM185 218V219H186ZM257 218V217H256ZM44 219V218H43ZM74 219V222L76 223V220L78 219V220H80L81 219V217H80V219L77 217V219L75 220ZM84 219H82L83 221H85ZM88 219H89V216H88ZM149 219V218H148ZM147 219V220H148ZM150 219H152L151 217H150ZM149 219V220H150ZM194 219V218H193ZM258 219V218H257ZM262 219V218H261ZM71 220V221H72ZM134 220H132V222H134ZM146 220V222H148V224L146 223V225H147V228H150L152 225L151 224H153L154 225V223H152L153 222V220H154V218H153V220L151 221V222H149V220L147 221ZM182 220H184V219H182ZM260 220V219H259ZM71 221H69L70 223H71ZM82 221V222H83ZM87 221V222H88ZM40 222V221H39ZM44 222V221H43ZM73 222V221H72ZM80 222V221H79ZM134 222V223H135ZM140 222H138V223H140ZM229 222V221H228ZM254 222H255V220H254ZM260 222V221H259ZM264 222V221H263ZM35 223V222H34ZM78 223V222H77ZM84 223V222H83ZM127 223V224H128ZM150 223V224H149ZM169 223V222H168ZM187 223V222H186ZM190 223V222H189ZM256 223V222H255ZM261 223V222H260ZM37 224V223H36ZM47 225H48V223H46ZM145 223H143V225H144ZM161 224H163V223H161ZM166 224V223H165ZM231 224H233V223H231ZM47 225H46V227L45 228H47ZM76 225V224H75ZM79 224H77V226H78ZM103 225V224H102ZM106 225V224H105ZM131 225V224H130ZM138 225V226H137ZM143 225L141 224V227H142V229H141V231H143L144 229H143ZM150 225V227H148ZM159 225V224H158ZM164 225V224H163ZM187 224H185V226H186ZM197 225V224H196ZM209 225H210V222H209ZM216 225V224H215ZM248 225V224H247ZM255 225V224H254ZM80 226V225H79ZM84 226V225H83ZM82 226V227H83ZM128 226V225H127ZM131 226H133V225H131ZM133 226V227H134ZM166 226V225H165ZM164 226V227H165ZM211 226V225H210ZM256 226V225H255ZM37 227H38V224H37ZM140 227V226H139ZM196 227V226H195ZM208 227V226H207ZM212 227V226H211ZM218 227V226H217ZM234 227V226H233ZM74 228H75V226H74ZM79 229H81L80 227H78ZM147 228H146V230H145V232H147ZM209 228V227H208ZM28 229H30V228H28ZM27 229V230H28ZM76 229H77V227H76ZM151 229V228H150ZM207 229V228H206ZM206 229L204 230L203 229V231L205 232L206 231ZM214 229V228H213ZM250 229V228H249ZM30 230H32V228L30 229ZM95 230H98V235L96 236V234H94V232H95ZM149 230V229H148ZM209 230V229H208ZM207 230V231H208ZM210 230H211V228H210ZM216 230V229H215ZM214 230V231H215ZM263 230H264V228H263ZM33 231V230H32ZM232 231V230H231ZM26 232V231H25ZM43 232V231H42ZM144 232V231H143ZM209 232V231H208ZM208 232H206V233H201V239H204V241L206 242V243H209V244H217V242L219 243V238H218V235L216 234V233H219L218 231H216V232H213V230L211 231V232H213V233H208ZM262 232H264V231H262ZM88 233V234H87ZM160 233V232H159ZM166 233V232H165ZM39 235H40V233H38ZM148 234V233H147ZM150 234V233H149ZM154 234V233H153ZM157 234V233H156ZM212 234V235H211ZM220 235L219 236H221V233H219ZM29 236V235H28ZM38 236V235H37ZM122 236V235H121ZM25 237V236H24ZM27 237V236H26ZM30 237H33V236H30ZM120 237V236H119ZM234 237H236V236H234ZM253 237V236H252ZM22 238V237H21ZM34 239H31L32 241L33 240H35V237H33ZM144 238H146V237H144ZM262 238V237H261ZM20 239V238H19ZM30 239V238H29ZM188 239H189V237H188ZM191 239V238H190ZM235 239V238H234ZM243 239V238H242ZM40 240H41V237H40ZM164 240H166V239H164ZM24 241V240H23ZM132 241H134L133 239H132ZM176 241V240H175ZM188 241V240H187ZM189 241H191V240H189ZM258 241V240H257ZM28 242H31V241H28ZM129 243H131L130 241H128ZM240 242V241H239ZM26 243V242H25ZM157 243V242H156ZM235 243V242H234ZM34 244V243H33ZM127 244V243H126ZM152 244V243H151ZM176 244V243H175ZM203 244V243H202ZM226 244V243H225ZM227 244H228V242H227ZM257 244V243H256ZM27 245H29V244H27ZM183 245V244H182ZM218 245V244H217ZM25 246H26V244H25ZM124 246V245H123ZM172 246V245H171ZM186 246V245H185ZM188 246H190V245H188ZM200 246V245H199ZM199 246H198V248H199ZM23 246H22V244H21V248H22ZM27 247V246H26ZM35 247H36V245H35ZM34 247V248H35ZM38 247V246H37ZM36 247V248H37ZM125 247V246H124ZM129 247V246H128ZM173 247V246H172ZM190 247H192V246H190ZM197 247V246H196ZM19 248V247H18ZM193 248V247H192ZM22 249H24V247L22 248ZM125 249H127V247H125ZM173 249V248H172ZM177 249V248H176ZM175 249V250H176ZM182 249V248H181ZM249 249H250V247H249ZM26 250V248L24 249V251ZM131 250H129V251H131ZM162 250V249H161ZM205 250V249H204ZM234 250V249H233ZM23 251V252H24ZM127 251H128V249H127ZM172 251V250H171ZM186 251V250H185ZM249 251V250H248ZM23 252H22V254H23ZM244 252V251H243ZM33 253V252H32ZM35 253V254H36ZM124 253H126V254H124ZM192 253V252H191ZM190 253V254H191ZM205 253V252H204ZM206 253H209V252H206ZM242 253V252H241ZM20 254V253H19ZM22 254L21 255H19L20 257L22 256ZM24 254H25V252H24ZM183 254V253H182ZM187 254V253H186ZM220 254V253H219ZM247 254V253H246ZM254 254V253H253ZM30 256H31V254H29ZM34 255V254H33ZM172 255V254H171ZM170 255V256H171ZM197 255V254H196ZM205 255V254H204ZM17 257H18V255H16ZM226 256V255H225ZM253 256V255H252ZM128 257V258H129ZM206 257H207V255H206ZM206 257L204 258L205 260H206ZM208 257H209V259H208ZM207 257V259L209 260V261H214V255H210V256H208ZM221 257H223V256H221ZM25 258H27V257H25ZM35 258V257H34ZM34 258H32V259H34ZM155 258H157V257H155ZM159 258V257H158ZM203 258V257H202ZM216 258V257H215ZM220 258V257H219ZM227 258V257H226ZM14 259H15V257H14ZM29 259V258H28ZM131 259V258H130ZM129 259V260H130ZM25 260L26 259H24V262H25ZM30 260H31V258H30ZM132 260V259H131ZM151 260V259H150ZM188 260V259H187ZM207 260V261H208ZM16 261H17V259H16ZM133 261V260H132ZM234 261V260H233ZM241 261V260H240ZM22 262V261H21ZM30 261H28V263H29ZM186 262V261H185ZM192 264L194 263V262H192V261H190ZM202 262H204V261H202ZM215 262H216V260H215ZM237 262V261H236ZM14 263H17V262H15V260H14ZM27 263V264H28ZM33 263V262H32ZM23 264V263H22ZM178 264V263H177ZM195 264V263H194ZM204 264V263H203ZM210 264V263H209ZM254 264V263H253Z\"/></svg>","mask_w":264,"mask_h":264}]
</instances>
